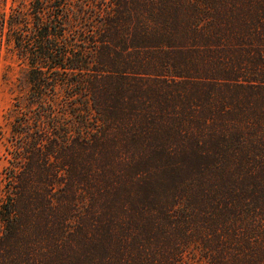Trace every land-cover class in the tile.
I'll return each mask as SVG.
<instances>
[{"label": "trees", "instance_id": "16d2710c", "mask_svg": "<svg viewBox=\"0 0 264 264\" xmlns=\"http://www.w3.org/2000/svg\"><path fill=\"white\" fill-rule=\"evenodd\" d=\"M9 2L0 264H264V0Z\"/></svg>", "mask_w": 264, "mask_h": 264}, {"label": "rangeland", "instance_id": "374dc122", "mask_svg": "<svg viewBox=\"0 0 264 264\" xmlns=\"http://www.w3.org/2000/svg\"><path fill=\"white\" fill-rule=\"evenodd\" d=\"M24 69L25 65L18 59L4 35L0 33V181L4 180L8 172L7 167L10 165L9 158L12 151L10 130L15 114L14 108L26 99ZM2 195L0 190V199Z\"/></svg>", "mask_w": 264, "mask_h": 264}]
</instances>
